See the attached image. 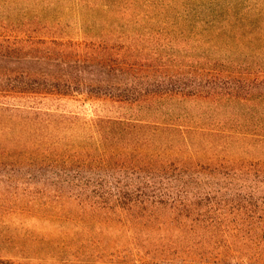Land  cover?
Instances as JSON below:
<instances>
[{
  "label": "trees",
  "instance_id": "obj_1",
  "mask_svg": "<svg viewBox=\"0 0 264 264\" xmlns=\"http://www.w3.org/2000/svg\"><path fill=\"white\" fill-rule=\"evenodd\" d=\"M234 45L264 56V0H0V244L5 256L18 260L0 254V264H108L101 255L70 257L82 245L77 232L96 214L129 226L130 243L140 242L134 224L160 230L142 239L158 254L150 264L178 255L181 264H204L212 254L219 264H264V189L236 184L242 173L234 161L219 164L220 170L198 163L182 170L168 152L179 130L169 120L87 119L29 104L39 96L85 97L102 107L132 105L169 117L171 101L212 102L219 112L255 102L262 115L263 67L253 61L255 76L242 78L249 70L232 60L234 70H226L227 48ZM75 124L87 126L74 132L82 143L52 144L53 132L62 138ZM42 127L49 132L41 134ZM257 128L264 131V122ZM29 134L37 137L25 138ZM255 136L264 144V134ZM256 165L264 174V162ZM10 190L13 209L4 198ZM42 198L39 216L30 207ZM52 199L72 200L79 211L67 215L56 207L49 214ZM24 213H32L27 219L38 228L34 233L23 231ZM42 223L54 227L50 234L42 233ZM26 241L33 248L24 257ZM39 249L44 252L34 256Z\"/></svg>",
  "mask_w": 264,
  "mask_h": 264
},
{
  "label": "rangeland",
  "instance_id": "obj_2",
  "mask_svg": "<svg viewBox=\"0 0 264 264\" xmlns=\"http://www.w3.org/2000/svg\"><path fill=\"white\" fill-rule=\"evenodd\" d=\"M70 18H74V15H70ZM75 19V18H74ZM260 42L258 43L259 46ZM254 54L250 50H240L239 46H232L227 48V58H229V62L226 65V70H234L235 63H232L234 60L244 66L243 70H249V72H243L242 78L249 75L251 77L255 76V72L257 70H252L254 68V62L258 65H261L263 68L260 70L264 71V56H257L254 58ZM234 71L230 72L233 73ZM262 80H264V75ZM251 92L256 94L252 89ZM5 101V100H3ZM29 104L34 106H39L42 109H49V110H58L60 112L65 113L66 115L70 116H82L86 117L87 119H95V118H107V117H121L122 119L128 118H135L143 120V122H172V124L179 127V130L173 131L172 138L169 141L168 146L173 145L172 148L168 149L169 154L172 155L173 160L176 162V165H180V168L184 170V166H191L196 165V163L200 165H204L205 168L213 170L215 167L217 170H220L219 164L222 165L223 162L227 163L229 161H234L235 166L237 168H241V175L238 176V179L235 180L236 184H244L249 185L252 184L254 186H259L260 188L264 189V183H260L261 181L264 182V174L260 173L262 171V166L256 165L257 160L260 159L261 162H264V144L258 140V136H255V133L264 134V131L259 132V128H257L258 122H264V113L260 115L259 111V104L255 102H249L248 104L243 105H236V107L226 108L224 112H219L216 108V105L212 102H205V101H196L190 102L189 100L183 102H173L171 101L169 105L172 106L171 111L169 112V117H160L158 115H151L152 109H146L141 112H138L136 106L132 105H105L99 106L98 104H94L93 102L87 100L85 97H76V98H68L62 97L58 98V96L48 95L42 97H34L31 98ZM5 102L14 104H28L24 100H15V99H7ZM256 104V106L254 105ZM254 109V110H252ZM235 114L236 116L232 115ZM79 122L84 121L82 119H76ZM91 122V121H90ZM205 126L203 130H194L196 126ZM256 126V127H255ZM76 128V129H75ZM75 128H73L72 132L68 135L60 138L58 137L59 134L57 132H53L51 136H49L52 144L57 143L58 139H62L63 141L66 140L64 143H71V138L77 140L75 143H82V138L77 136L76 133H82L87 130V126H79L75 124ZM214 130H210L213 129ZM257 128V129H256ZM43 127L41 128V134H47L49 129H45L43 131ZM246 130H252L254 134H249L248 136H244L243 133L247 132ZM76 132V133H74ZM37 136L33 134H29L25 136V138H30L32 141ZM42 137V136H41ZM249 137L245 141L241 143H234L236 139ZM85 144L87 146L94 145L93 140L86 138ZM166 143V142H165ZM167 144V143H166ZM49 163V162H47ZM249 163L254 164L250 166ZM241 165L243 167H241ZM263 165V164H262ZM226 166V165H224ZM37 167V166H36ZM60 167V166H59ZM57 167V168H59ZM76 168V167H75ZM88 168L93 169V164H90ZM231 169L228 166L225 167L226 169ZM43 169L51 170V166L45 165ZM251 170L252 174L244 175L246 171ZM255 174L260 176L258 179L255 177ZM37 181L36 184L41 186L44 181L41 175L36 176ZM241 179V180H240ZM58 180H53L52 182L55 184H60L57 182ZM260 181V182H259ZM194 185V184H193ZM190 187H194V186ZM189 187V188H190ZM5 202L11 206L9 208L13 209L16 205L14 202L15 197L13 196V190L8 192V194L4 197ZM54 201V199H52ZM45 202V199L42 198L40 201L33 202L32 211L36 215H41V204ZM54 205V210L49 209L46 210L47 213H53L60 209H64L67 215H76L79 211V206H77L76 202L72 200H59L52 202ZM28 205H31L28 203ZM52 205V204H51ZM49 205V206H51ZM58 207V208H56ZM50 208V207H49ZM38 210L40 211L39 213ZM5 215V213H2ZM8 214V213H7ZM6 214V215H7ZM32 213H24L21 219L23 220L21 223L24 226V229L27 231H31L34 233L35 230L38 228H32L35 225L32 219H27L30 217L29 215ZM11 218V216H8ZM73 217V216H71ZM107 219L104 214H96L95 218L89 216V226H86L84 232H77L79 237H81L82 245L79 247L80 250L76 251V256H70L71 258H80L83 259L88 256V259H97L100 255L103 256L102 260H106L108 264H150L153 261L155 256L158 254L153 253L150 251L153 249L152 245H146L143 242V236L150 232L151 230L143 229L142 226L138 224H134L133 228H135V232L137 231L140 234V242L137 243H130L129 241V226L122 224L121 222H115L114 220ZM40 223V222H36ZM46 223L40 224L42 227ZM43 234H50L51 230L47 227H42ZM40 229V230H42ZM160 230H152L151 233H159ZM18 237L19 234H18ZM173 240L174 235L169 236ZM86 241V244L84 242ZM28 244L27 253H24L22 256H31L32 255V242L26 241ZM154 243V242H153ZM218 245H214L215 247L219 246V249L214 248L213 252L217 250H221L222 243L220 242ZM31 244V245H30ZM5 247L4 244H0V254L1 260L5 261H16L17 259L11 258L9 256H5L6 253L3 251ZM105 248V252H110V255L104 258V253L101 252V249ZM88 250H95V254H91V251ZM86 255H82L85 252ZM44 251L42 249L36 250L34 256H41ZM178 254V253H176ZM66 255V254H65ZM180 255L174 256V260L172 262H161V264H181L184 262L183 260L179 259ZM29 257L22 258L28 259ZM178 258V259H177ZM21 259V260H22ZM207 263L204 264H219L220 259L212 254L207 259ZM18 261V260H17ZM87 262V261H85ZM97 262V261H96ZM88 264H97L94 261H88ZM185 264V263H183Z\"/></svg>",
  "mask_w": 264,
  "mask_h": 264
}]
</instances>
